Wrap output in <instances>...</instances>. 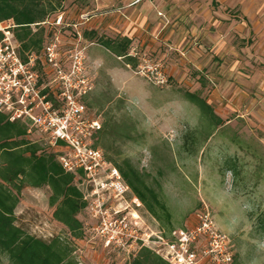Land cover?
I'll list each match as a JSON object with an SVG mask.
<instances>
[{"label": "rangeland", "instance_id": "1", "mask_svg": "<svg viewBox=\"0 0 264 264\" xmlns=\"http://www.w3.org/2000/svg\"><path fill=\"white\" fill-rule=\"evenodd\" d=\"M44 1L57 9L33 30H45L43 46L61 28L64 49L75 43L86 48L94 86L85 102L103 125L113 123L99 139L111 162L130 158L168 206L173 230L208 208L231 240L230 264H264V233L256 230L264 213V32L253 29L264 26V0H150L181 14L174 22L184 23L186 41L169 40V29L159 35L149 29L131 39L135 65L85 35L127 36L134 0ZM251 12L255 19L246 17ZM59 15L60 27L54 23ZM145 59L163 64L167 83L139 70ZM184 91L204 97L223 123L211 126ZM30 137L54 151L38 133ZM51 192L49 186H25L16 223L45 240L69 243L80 264H133L140 249L106 246L101 218L88 205L78 214L84 235L75 238L54 218ZM117 208L129 218L137 212L142 232H170L167 220L152 215L130 188ZM0 264H12L1 250Z\"/></svg>", "mask_w": 264, "mask_h": 264}, {"label": "built area", "instance_id": "2", "mask_svg": "<svg viewBox=\"0 0 264 264\" xmlns=\"http://www.w3.org/2000/svg\"><path fill=\"white\" fill-rule=\"evenodd\" d=\"M58 18L54 23L60 27L63 16ZM15 27L12 20L0 22V111L12 121H24L28 133L41 135L63 168L78 175L88 207L101 218L105 245L128 251L149 247L171 264H230L231 240L208 208L198 212L194 223L169 234L142 232L137 212L131 218L122 214L117 205L129 186L96 145L103 124L85 102L94 86L86 48L75 43L64 49L58 28L41 51L24 50ZM138 67L155 83H167L161 62L145 59Z\"/></svg>", "mask_w": 264, "mask_h": 264}, {"label": "trees", "instance_id": "3", "mask_svg": "<svg viewBox=\"0 0 264 264\" xmlns=\"http://www.w3.org/2000/svg\"><path fill=\"white\" fill-rule=\"evenodd\" d=\"M56 1L60 4L64 0ZM56 9L52 2L46 3L44 0H0V22L12 20L16 24L14 31L22 48L39 52L44 47L45 30L35 31L33 25L42 28L43 22ZM85 35L90 39L96 38L97 42L129 63H137V58L129 55L130 38L99 36L94 31L85 32ZM2 37L0 32V41ZM183 95L200 109L211 126L223 123L204 97L191 91H184ZM110 128L113 129V123L105 122L96 140L97 146L101 147L99 139L103 131ZM105 155L109 161L113 160L106 152ZM114 161L132 192L158 220H167L172 231V214L156 190L147 183L143 173L128 157ZM78 182V175L63 168L55 151H44L41 143L30 137L24 121H12L0 111V250L7 253L12 264H80L74 258V249L69 243L59 237L45 240L31 234L16 223L15 217L19 196L25 186H49L52 191L50 204L55 206L54 218L63 223L75 238H82L84 226L78 214L87 207V201ZM256 230L264 233V213L257 217ZM133 264L171 263L144 246L135 256Z\"/></svg>", "mask_w": 264, "mask_h": 264}, {"label": "crops", "instance_id": "4", "mask_svg": "<svg viewBox=\"0 0 264 264\" xmlns=\"http://www.w3.org/2000/svg\"><path fill=\"white\" fill-rule=\"evenodd\" d=\"M157 4L158 2L154 3L150 0H141V2L134 4L136 6L131 8L129 11L128 21H126L131 23H129L130 30H128L126 37L130 39H133V37H141L142 34L149 31V29L151 34L159 35L160 30L163 28L167 30L169 29V33L167 35L169 40H172L175 43H184L186 41L183 26L184 23L182 22V27H180L177 22H174L180 13L175 14L176 12L173 11V7H171L170 10H165ZM262 14L264 18V12H262ZM246 17L248 19H255L257 15L252 13L249 16L246 14ZM151 25L153 26L151 27ZM253 29L256 31L262 30V32H264V26H261V24H255Z\"/></svg>", "mask_w": 264, "mask_h": 264}]
</instances>
